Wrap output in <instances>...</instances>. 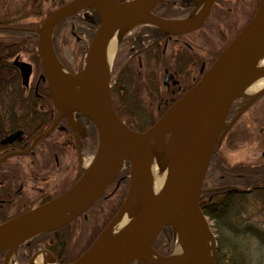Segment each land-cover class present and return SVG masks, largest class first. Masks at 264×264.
<instances>
[{"label":"water","instance_id":"water-1","mask_svg":"<svg viewBox=\"0 0 264 264\" xmlns=\"http://www.w3.org/2000/svg\"><path fill=\"white\" fill-rule=\"evenodd\" d=\"M164 0H69L55 8L35 31L39 36L42 77L49 82L50 96L59 113L51 126L38 134L30 146L11 154H25L47 136L63 114L84 133L72 118V112L87 115L98 129V147L91 164L79 179L58 196L0 223V253L4 264L13 252L35 235L56 229L82 214L107 189L129 161L127 195L94 242L68 264H131L149 259L157 264H214L216 239L199 206L203 181L215 146L225 130L264 87L250 95L242 94L264 53V0L252 19L221 50L199 80L178 98L149 128L135 131L115 111L110 92L103 50L108 36L116 28L120 33L135 24L150 22L170 34L189 32L204 23L216 0H202L201 8L189 18L173 20L151 12ZM90 7L100 15L85 56L83 68L66 71L57 59L52 39L60 21ZM121 40V39H120ZM27 82L29 72L24 73ZM80 81L77 94L71 92ZM247 97L246 103L230 120L232 102ZM179 134V138L176 135ZM19 135L10 134L7 140ZM182 151V155H180ZM146 156H152L158 169H169L164 189L156 192L150 181ZM130 200V201H129ZM124 214L138 216L124 234L107 241L108 232ZM142 223H141V222ZM139 223L136 226V223ZM165 226L179 236L182 251L163 256L153 247ZM31 258L29 264L32 263Z\"/></svg>","mask_w":264,"mask_h":264},{"label":"flooded vegetation","instance_id":"flooded-vegetation-1","mask_svg":"<svg viewBox=\"0 0 264 264\" xmlns=\"http://www.w3.org/2000/svg\"><path fill=\"white\" fill-rule=\"evenodd\" d=\"M254 1L253 5V0H216L204 23L186 33L168 34L148 23L132 29L119 43L112 67L111 98L117 113H163L200 78L225 44L242 28L243 25L237 27L239 20L244 18L246 24L253 16L258 2ZM200 2L164 0L152 12L165 18H185L200 8ZM36 5L38 12L39 4ZM30 29L15 21L0 24V157L27 149L36 131L46 128L47 114L54 120L59 112L55 106L47 104L49 84L41 76L37 54L28 44L36 38ZM72 34L80 40L74 31ZM78 64L83 66V60ZM27 72L28 80L24 82L23 74ZM246 100L247 97L241 96L232 103L230 110L238 111ZM255 107L257 113L264 109V94L254 98L246 109ZM72 115L75 123L83 128V134L74 128L69 116L63 114L44 141H38L28 153L11 154L0 162V223L58 193L59 173L65 175L66 170V175L76 173V153L81 155L84 147L92 145L94 125L81 112L73 111ZM257 121L255 117L250 120L252 127ZM17 131L19 135L7 140ZM236 140V131L230 126L221 145H231ZM256 143L254 147H258V141ZM263 152L264 148L261 155L256 156L258 152L253 151L246 161L228 160L230 164L223 163L221 169L217 166L211 170L209 165L203 192L221 190L216 194L217 198L231 202L244 194L263 195ZM235 166L239 170L232 171ZM211 199L212 196L208 198ZM213 202L219 209L223 204ZM166 229V233L162 234V231L156 239L155 250L164 256L179 253L181 250L173 229ZM42 250L49 251L44 246L18 248L6 264H29ZM219 251L217 249L215 264L220 263ZM0 264H4V253L0 255ZM132 264L157 263L138 259ZM233 264H252V260Z\"/></svg>","mask_w":264,"mask_h":264},{"label":"rangeland","instance_id":"rangeland-1","mask_svg":"<svg viewBox=\"0 0 264 264\" xmlns=\"http://www.w3.org/2000/svg\"><path fill=\"white\" fill-rule=\"evenodd\" d=\"M58 1L62 0H0V21H6L9 19V16L12 15V17L18 19L15 21V23L17 22L16 24L28 26L29 23L37 22L38 19L41 18V14L39 13H41L42 10H38L36 14L29 13L36 4H39L40 8L51 10ZM254 3L255 1L253 0V5ZM16 10L20 11L16 12ZM78 18L73 17L65 21L62 28L65 29L68 27L71 30L74 29L81 37L80 40L83 39L86 49L90 37H88V33L85 31L84 25H78ZM243 19L244 18H242L241 21L239 20L237 27L239 25H244ZM4 38L5 36H3L2 39ZM75 40L76 37L72 35L68 38L67 43H64L60 37L57 38L62 56L74 71L80 67V65L76 63L78 60L74 57V49H76ZM32 48H35V46ZM26 56L31 57L30 54ZM256 110L257 107L249 108L239 121L233 125L232 128L233 131H236L237 140L231 145L226 143L221 146L222 153L224 152L227 154L224 155L230 162L241 159L246 161L255 150L258 152L255 153L256 156L261 155L264 148V132L260 133V129L262 128L264 131V109H260L262 111L259 113H257ZM253 117L258 121L257 125L252 127L250 120ZM176 138H179V134L176 135ZM256 141H258V147H254L257 144ZM95 147V144L92 143L91 146L88 145L83 148L84 152L80 153L81 155H79L78 152L76 153V173L66 175L68 172L66 167L63 166L66 173L65 175L59 173L58 191L68 187L75 176H79L81 168L90 164L95 152ZM119 183L120 180L113 186L117 187ZM113 188L111 187L110 190H108L104 198L109 195ZM220 199L224 202L221 205V214L223 216L214 218L211 222V224L215 225L214 230L219 233L220 237V253L223 255L224 260L220 261L219 264H233L235 261L247 262L250 259L252 260V264H264V237L261 238L262 235L264 236V194H244L242 197L238 196L236 201L233 200L232 202L226 199V204L230 201V205L227 206L225 201H223V197ZM96 207L97 212H99L97 217L101 220L105 213L107 211L109 212L113 207L112 200L100 201ZM251 233H253V235Z\"/></svg>","mask_w":264,"mask_h":264},{"label":"trees","instance_id":"trees-1","mask_svg":"<svg viewBox=\"0 0 264 264\" xmlns=\"http://www.w3.org/2000/svg\"><path fill=\"white\" fill-rule=\"evenodd\" d=\"M257 1H259V0H257ZM63 2H64L63 0L58 1V2H56L55 5H60ZM257 4H258V2H257ZM36 9H37V7H36ZM19 11L20 10H16V12H19ZM50 11H51L50 9H46V10L44 9L41 13H39V14H43V16L41 15V18L38 19L37 22L29 23L28 26L34 27V26L38 25L50 13ZM29 13H31V11ZM85 13H87V14L82 16V14H85ZM85 13L83 12L81 15L79 14L78 25L79 24L84 25L85 31L88 33L87 34L88 37H90L92 35L93 31L95 30L96 26L100 22V17L96 11H94L90 8H88ZM9 19L12 21L18 20L16 18L12 17V15L9 16ZM65 21L66 20H63V22H65ZM11 22L6 20V22L1 21L0 24H6V23L11 24ZM61 24H62V22L56 26L55 31H54V48H55V51H56V54L58 55V57L62 61L63 60L65 61V58L61 54V49L58 45L57 38L60 37L64 43H67L68 38L71 36V30L68 27L63 29ZM14 33L16 34V32H14ZM28 44L31 46L30 48H32L34 46L36 48V46L38 45L37 38L35 39V41L33 40L32 42H31V40H29ZM75 45H76V49H74V57L76 58V60L79 61L84 56L85 43H80L79 40H75ZM35 48H32V49L35 51V53L38 54V51H36ZM37 59H38V56H37ZM65 63H66L65 66L67 68H70V65L67 62H65ZM236 101L237 100H235L234 103ZM47 104L49 106H52L49 99L47 100ZM236 111L237 110L231 109L229 111V117H232L236 113ZM118 114L132 129L137 130V131H144L145 129L150 127L152 124H154L156 122V120L163 113L148 114V115L139 114V113L135 114V115L123 114V113H118ZM51 120L52 119L50 118V114H47V117L45 119L46 127L50 124ZM41 131L42 130H37L35 134H37V132L39 133ZM92 134L94 136L92 143L96 144L97 133H96L95 129L92 130ZM223 163H226L227 165L230 164L228 161V158L225 155H223V153L221 152V149L218 148L217 152H215L212 156V159L210 162V169L211 170L216 169L217 166H219V169H221L222 167H224ZM231 170L234 171L233 168ZM119 180H120V183L118 184V186L114 187L113 185L114 184L116 185V183ZM73 181H75V180H73ZM128 182H129V162L126 161L125 167L118 174V176L115 178V180L110 184V186L103 193V195L98 200H96L81 216H79L78 218L74 219L70 223H68V224H66V225H64L58 229L48 231V232H45V233H42V234H39V235L33 237L29 241L20 245L19 249L30 248L31 245H33V249L37 248L38 246H44L52 253V255L61 264H65L66 262H71V261L75 260L83 251H85L92 244V242L94 241L96 236L101 232V230L104 228V226L109 222V220L112 218V216L117 212V210L121 206V204H122V202L126 196ZM111 187L112 188L114 187V188L111 190L109 195L104 198V196L108 193V190H110ZM59 193H57V194H59ZM220 193H221V190L220 191L219 190L210 191V192H205V193L202 192V194H201L199 204H200V207L203 210V212L209 218H218V217L223 216L221 214L222 208L219 209V207H217L213 202V201L222 202V200L217 198V196H216V194H220ZM57 194H55V195H57ZM210 196H212V199L208 200V198ZM111 200H112L113 207L110 209L109 212L107 211L105 213L104 217L101 220L98 219L97 215L99 212H97V210H96L97 204H99L100 201H111ZM223 201L227 202V200L225 198L223 199ZM223 210H224V208H223ZM23 211H25V210H23ZM23 211H21V212H23ZM165 231H163L162 234L166 233ZM52 237L54 238L53 240H51ZM217 238L220 241V237L218 236ZM54 247H56L57 249H54ZM218 249L221 250L220 246L218 247ZM218 258L220 261L224 260L223 255L221 253H219Z\"/></svg>","mask_w":264,"mask_h":264},{"label":"bare ground","instance_id":"bare-ground-1","mask_svg":"<svg viewBox=\"0 0 264 264\" xmlns=\"http://www.w3.org/2000/svg\"><path fill=\"white\" fill-rule=\"evenodd\" d=\"M62 22V27L64 26V22L63 20L60 21L58 24H60ZM56 24V26L58 25ZM136 26V24L134 25ZM133 26V27H134ZM126 33H128V31H124L122 34L120 33V30L119 28H116L112 31V33L108 36L107 40H106V43H105V46H104V50H103V56H104V61H105V66H106V69L107 71L109 70V67L111 66L112 64V60H113V57H114V54L117 50V46H118V42L121 41L124 39ZM213 62V61H212ZM211 62V63H212ZM210 63V64H211ZM209 64V65H210ZM255 69L256 71L254 72V74L252 75V78L247 82L242 94L244 95H250L251 93H253L254 91H256L258 88H262L264 87V53L262 54V56L260 57V59L258 60V63L256 64L255 66ZM80 81H77L73 88H71V92L72 93H75L77 94V92H79V94L81 95V91L79 90L78 91V86L77 84L80 85ZM50 89V87H49ZM50 101H51V96H49L48 98ZM113 104V103H112ZM245 104V103H244ZM221 143L219 146H215L214 150H213V154L215 152H217V149L220 148L221 149ZM222 152V151H221ZM182 151H180V155H182ZM212 154V156H213ZM212 159V158H211ZM146 168H147V172H148V175H149V178H150V181L152 183V186L154 187L155 191L156 192H161L163 189H164V186L166 184V181L168 179V174H169V169L164 171L163 173H161L159 170H158V167L156 165V162L154 160V158L152 156H146ZM236 167V166H235ZM234 170H239L238 167H236ZM122 171V170H121ZM120 171V172H121ZM208 171V170H207ZM207 171H206V174H207ZM118 176V175H117ZM116 176V177H117ZM206 179V175H205V178H204V181H203V186L204 184L206 183L205 181ZM203 186H202V190H203ZM130 201V200H129ZM200 201V199H199ZM93 204V203H92ZM91 204V205H92ZM90 205V206H91ZM200 205V204H199ZM89 206V207H90ZM88 207V208H89ZM87 208V209H88ZM86 209V210H87ZM115 215V214H114ZM113 215V216H114ZM112 216V217H113ZM138 216H135V215H132V214H124L118 221L117 223L114 225V227L110 230V232H108L107 234V241H113L114 238L116 237H119L121 234H124L126 232H124L125 230H127L129 227H132L134 224L135 221H138ZM111 220V219H110ZM109 220V221H110ZM141 222V221H140ZM142 223V222H141ZM108 224V223H107ZM106 224V225H107ZM210 228H212V225L210 223H208ZM105 225V226H106ZM139 223L137 222L136 223V226H138ZM104 226V227H105ZM104 229V228H103ZM102 229V230H103ZM101 230V231H102ZM101 233V232H100ZM99 233V234H100ZM84 252V251H83ZM82 252V253H83ZM81 253V254H82ZM80 254V255H81ZM138 259H135L133 260L132 262L136 261ZM131 262V264H132ZM35 263L36 264H57L55 261L52 260V258L47 254V253H44V252H41L40 254H38L35 258ZM70 262H66L65 264H68Z\"/></svg>","mask_w":264,"mask_h":264}]
</instances>
